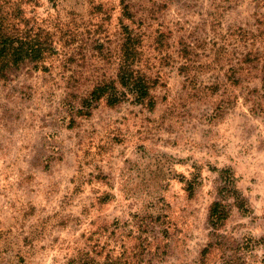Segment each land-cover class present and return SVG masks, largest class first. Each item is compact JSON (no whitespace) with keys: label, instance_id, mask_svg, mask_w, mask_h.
I'll return each instance as SVG.
<instances>
[{"label":"rangeland","instance_id":"374dc122","mask_svg":"<svg viewBox=\"0 0 264 264\" xmlns=\"http://www.w3.org/2000/svg\"><path fill=\"white\" fill-rule=\"evenodd\" d=\"M1 28L39 54L0 77V264H264V0H0ZM126 64L152 109L85 115Z\"/></svg>","mask_w":264,"mask_h":264},{"label":"trees","instance_id":"16d2710c","mask_svg":"<svg viewBox=\"0 0 264 264\" xmlns=\"http://www.w3.org/2000/svg\"><path fill=\"white\" fill-rule=\"evenodd\" d=\"M39 50L27 45L21 38L13 37L6 29H0V77L5 75V69L9 65H18V62L27 56L35 55ZM33 57V58H34ZM117 87L113 82L95 86L87 97L82 99L81 107L86 111L94 108L101 100L108 106H115L123 101L144 105L152 109L154 102L150 95V86L145 76L130 68L129 64L121 67L116 79ZM221 205L213 203L210 208L209 219L213 227H216L226 218L225 211L219 209ZM78 264H98L89 258L80 259ZM106 264V263H104Z\"/></svg>","mask_w":264,"mask_h":264}]
</instances>
